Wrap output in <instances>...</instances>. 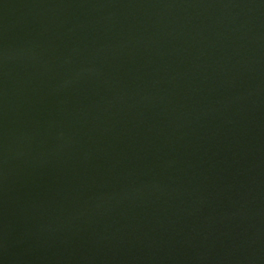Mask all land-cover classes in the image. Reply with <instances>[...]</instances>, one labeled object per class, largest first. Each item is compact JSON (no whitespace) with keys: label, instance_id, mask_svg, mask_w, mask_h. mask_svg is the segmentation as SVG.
Instances as JSON below:
<instances>
[{"label":"water","instance_id":"1","mask_svg":"<svg viewBox=\"0 0 264 264\" xmlns=\"http://www.w3.org/2000/svg\"><path fill=\"white\" fill-rule=\"evenodd\" d=\"M0 264H264V0H0Z\"/></svg>","mask_w":264,"mask_h":264}]
</instances>
